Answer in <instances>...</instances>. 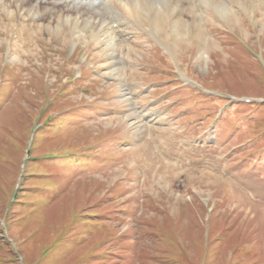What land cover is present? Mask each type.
Wrapping results in <instances>:
<instances>
[{"label":"rangeland","instance_id":"rangeland-1","mask_svg":"<svg viewBox=\"0 0 264 264\" xmlns=\"http://www.w3.org/2000/svg\"><path fill=\"white\" fill-rule=\"evenodd\" d=\"M220 1L0 0V264H264V0Z\"/></svg>","mask_w":264,"mask_h":264},{"label":"bare ground","instance_id":"bare-ground-1","mask_svg":"<svg viewBox=\"0 0 264 264\" xmlns=\"http://www.w3.org/2000/svg\"><path fill=\"white\" fill-rule=\"evenodd\" d=\"M144 1L146 3H143ZM156 1L157 0H14L13 3L15 7H20L22 10H26L28 13L32 14H37L44 10L42 17L49 15L47 11H45L46 7L55 12L58 11L59 8H62L63 12H65L68 17L72 18L73 23L77 21V16L83 13L87 15L86 19L89 23L93 20L92 24L97 26L100 25L102 28L106 27L104 33L109 35L115 31L107 25L105 26V23H116L119 20H132L133 18L139 20V18L142 17V13L139 15V11H142L144 6H148L151 11L154 9L157 10ZM159 1L167 3L168 7L174 6L175 4L179 5L182 2L181 6L189 3L192 11H197L201 8L199 5L201 4V0ZM222 1L224 3L227 0ZM6 2L11 4L12 0H6ZM208 2L216 8L224 6L220 0H208ZM110 41L112 42L113 40L110 39Z\"/></svg>","mask_w":264,"mask_h":264}]
</instances>
